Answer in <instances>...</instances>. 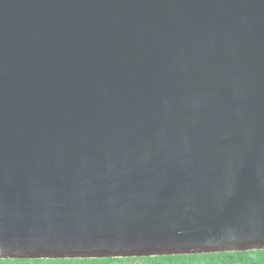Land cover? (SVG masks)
<instances>
[{"label":"water","instance_id":"1","mask_svg":"<svg viewBox=\"0 0 264 264\" xmlns=\"http://www.w3.org/2000/svg\"><path fill=\"white\" fill-rule=\"evenodd\" d=\"M264 250V0H0V260Z\"/></svg>","mask_w":264,"mask_h":264},{"label":"trees","instance_id":"2","mask_svg":"<svg viewBox=\"0 0 264 264\" xmlns=\"http://www.w3.org/2000/svg\"><path fill=\"white\" fill-rule=\"evenodd\" d=\"M172 259L181 262H186V264H264V250L235 252V253H217V254H206V255H184L179 257L173 256ZM83 260H90V259H83ZM116 260H124V259H116ZM70 261H82V260H70ZM0 264H20V261L0 260Z\"/></svg>","mask_w":264,"mask_h":264},{"label":"snow or ice","instance_id":"3","mask_svg":"<svg viewBox=\"0 0 264 264\" xmlns=\"http://www.w3.org/2000/svg\"><path fill=\"white\" fill-rule=\"evenodd\" d=\"M250 251V250H241ZM179 257V256H175ZM173 256L168 257H129L124 260H116L111 257L107 258H96L94 260H82V261H70L62 260L59 258H37V257H27V258H16L20 261V264H186V262H181L172 259Z\"/></svg>","mask_w":264,"mask_h":264}]
</instances>
